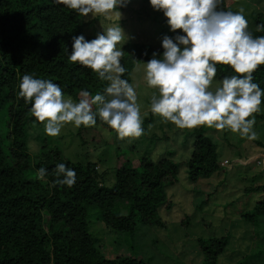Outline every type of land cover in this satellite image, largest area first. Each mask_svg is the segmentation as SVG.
<instances>
[{
    "label": "trees",
    "instance_id": "1",
    "mask_svg": "<svg viewBox=\"0 0 264 264\" xmlns=\"http://www.w3.org/2000/svg\"><path fill=\"white\" fill-rule=\"evenodd\" d=\"M141 1L149 5L148 0ZM232 1L222 0L219 7L234 12ZM82 18L50 0H0V264H146L134 257L105 258L89 233L88 211L93 209L106 228L120 234L132 233L138 222L159 225L158 210L167 202L165 187L176 182L178 165L169 153L155 161L144 155L138 167L123 162L114 171L112 186L106 187V175L97 171L96 163L70 162L49 143L44 132L30 138L29 129L40 127L29 112L30 104L18 98L24 74L59 84L63 95L75 102L85 99L79 95L81 90L90 93L86 98L90 100L96 93L103 94L109 83L68 59L71 36L95 38L85 34ZM252 22L253 28L248 30L252 36L264 35L256 30L257 24H264V14H254ZM154 52L159 57L163 49L142 43L125 46L120 63L126 71L121 78L131 84L135 65L144 64ZM232 74L229 66L217 65L214 79ZM253 82L264 89V65L253 72ZM92 110H96L95 105ZM150 119L151 113L145 122ZM96 125L107 128L98 117ZM77 132L81 134V127ZM34 144L37 149L30 152ZM254 144L264 157V144ZM57 163L75 170L76 183L71 188L52 186ZM186 166L191 183L209 179L221 168L216 145L202 128L194 131ZM41 167L47 170L45 180L36 178ZM245 190L264 191V183ZM241 217L257 230L259 223H264V198ZM255 239L252 251L257 250L235 264H264V245L258 249L264 236L257 239L255 234ZM198 245L203 263L216 264L228 237L201 240Z\"/></svg>",
    "mask_w": 264,
    "mask_h": 264
},
{
    "label": "clouds",
    "instance_id": "2",
    "mask_svg": "<svg viewBox=\"0 0 264 264\" xmlns=\"http://www.w3.org/2000/svg\"><path fill=\"white\" fill-rule=\"evenodd\" d=\"M81 17L108 16L129 0H50ZM154 11L162 12L169 32L161 38L162 54L154 52L144 62V80L154 89L150 97V112L162 122H170L178 129L199 126L227 131L240 139L252 141L254 113L260 111L264 89L253 82V72L264 65V35L253 37L247 30L248 21L243 9L225 11L222 0H148ZM120 13V12H119ZM177 30H180L177 32ZM258 32L264 24H257ZM69 61L90 69L100 80L108 81L104 93H96L74 102L65 97L59 84L24 74L18 84V98L30 104L29 112L42 123L47 136H59L65 125L75 128L92 127L99 120L114 131L118 140L139 138L144 129L134 87L121 77L125 73L120 63L123 55L120 42L124 34L119 25L103 29L94 39L83 34L73 35ZM217 65H227L235 74L225 75L213 84ZM96 110H92V106ZM47 170L37 169L36 178L46 179ZM56 177L52 186L71 188L76 172L64 163L55 164Z\"/></svg>",
    "mask_w": 264,
    "mask_h": 264
},
{
    "label": "rangeland",
    "instance_id": "3",
    "mask_svg": "<svg viewBox=\"0 0 264 264\" xmlns=\"http://www.w3.org/2000/svg\"><path fill=\"white\" fill-rule=\"evenodd\" d=\"M231 8L234 12L243 9L248 21L247 30H251L252 16L264 14V0H233ZM164 19L162 12L154 11L141 0H129L108 16L91 18L89 14L82 18L84 32L89 36L119 25L124 40L118 46L123 51L125 46L134 43L161 46L164 35H174L169 32ZM130 77L141 113H147L142 123L144 132L139 138L118 140L114 131H105L100 125L81 126L82 132L78 134V128L71 124L65 125L59 136L44 135L70 162L96 163L97 171L106 175V187L112 186L114 171L123 162L129 161L138 167L144 155L155 161L161 154L169 153L178 165L176 182L165 187L167 202L158 210L159 225L138 222L132 233L120 234L106 228L95 211L89 209L88 230L97 240L101 253L108 259L127 256L141 259L146 264H204L198 242L222 237H228V245L217 257L216 264H235L255 252L257 249L252 251L257 242L255 234L257 239L264 236V223H259L254 230L241 215L250 212L264 198V191L245 190L264 183V157L261 148L254 144V141L264 144V97L260 111L254 113L253 129L257 138L247 141L227 131L219 132L204 126L178 129L170 122H162L150 112V97L155 90L146 86L144 64H136ZM217 82L214 79L210 86L213 90ZM149 113L151 119L145 122ZM36 125L40 128L34 131L30 128V138L37 132H44L42 123ZM198 128H202L215 143L218 162L226 160L228 164L209 179L191 183L186 161L193 149L194 131ZM36 149L34 144L30 152ZM260 174L262 178L257 180Z\"/></svg>",
    "mask_w": 264,
    "mask_h": 264
},
{
    "label": "built area",
    "instance_id": "4",
    "mask_svg": "<svg viewBox=\"0 0 264 264\" xmlns=\"http://www.w3.org/2000/svg\"><path fill=\"white\" fill-rule=\"evenodd\" d=\"M227 164H228V162H227L226 160L220 162V166H221V167H224V166H226Z\"/></svg>",
    "mask_w": 264,
    "mask_h": 264
}]
</instances>
